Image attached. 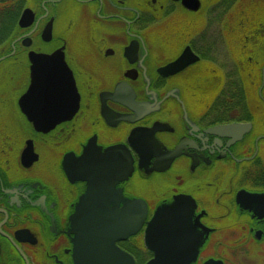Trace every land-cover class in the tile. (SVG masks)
I'll use <instances>...</instances> for the list:
<instances>
[{
  "label": "flooded vegetation",
  "instance_id": "af4514ba",
  "mask_svg": "<svg viewBox=\"0 0 264 264\" xmlns=\"http://www.w3.org/2000/svg\"><path fill=\"white\" fill-rule=\"evenodd\" d=\"M34 1L38 26L0 52V264H147L163 247L264 264V0ZM58 15L81 32L55 35ZM30 52L59 55L36 71ZM59 58L69 119L72 89L27 95Z\"/></svg>",
  "mask_w": 264,
  "mask_h": 264
},
{
  "label": "water",
  "instance_id": "95a60500",
  "mask_svg": "<svg viewBox=\"0 0 264 264\" xmlns=\"http://www.w3.org/2000/svg\"><path fill=\"white\" fill-rule=\"evenodd\" d=\"M195 1H196V5H197V0H195ZM39 21L40 20L36 21V13H35L34 9L31 7H27V8H25V10L23 11V13L20 17L19 26L22 29H28V28L32 27L33 25H35V27H37L39 24ZM52 31H53V19L45 26V28L43 30V35H42L43 38L45 40H49L52 36ZM22 44L26 47H30L32 44L31 39L30 38L24 39ZM58 53H55V55L51 57V56H47L44 54H37L35 52H30V57H31V59H33V61L36 64L35 70L39 71L41 69L40 62L57 59V58H55V56L59 55ZM191 54H193V53L191 52ZM59 59L61 60V68H60L61 70L60 69L58 70L56 76L53 79L51 78V81L48 78H43V79H37L36 78V80L34 82L35 84L28 91L27 95L30 93L36 92L37 89L40 87V85H39L40 83H42L41 85L45 84L46 86L50 87V90H49L50 93H59L61 91V88H63L62 92H64V90H65V92L67 94H69V93H71V89H72V92L74 94H76V98H74V99L72 98L73 104H75V105H73V107L70 110H68L69 113H66V119H69L70 117H72V113L74 114L76 111L75 109L77 107L78 98H77V92H76L75 85H74L73 76H72L70 70L68 69V66L66 65V62L64 61V59L63 58H59ZM196 59H198V57L195 56L194 60H196ZM189 61L190 60H188V58H187V53H184V55L182 57H180L178 60L174 61L173 63H170L169 65L164 67L162 70L163 71L170 70L171 72L177 71V70L181 69L183 66H185L187 63H189ZM65 68H67V76L65 74H63V72H62V70H64ZM60 71H61V73H60ZM59 77L63 79V80H61V82L58 81ZM66 77H67V80L64 79ZM56 78H58V79L55 80ZM42 91H43V89L41 86L40 92H42ZM27 95L24 97L25 100L27 99ZM63 115L64 114L61 113L59 119H63L65 117ZM175 154H176L175 152L170 153V155H171L170 157L174 156ZM160 215H161V213L158 212L156 217L154 218V220H157ZM113 246L115 248V252L123 253L122 251H120L118 249V247L115 244ZM152 248L156 249L155 247H152ZM163 248L161 250L157 251L155 257L152 260H150L147 264H187V262L189 260V258H187L188 254H189L188 251H186V256L184 259H178L175 256V252L178 251L175 247H173V248L169 247V249H167V250H165ZM124 256L129 261L128 264H134L135 263L132 255L124 253ZM205 264H223V263L218 262V261L216 262L213 259H211V260L207 261Z\"/></svg>",
  "mask_w": 264,
  "mask_h": 264
},
{
  "label": "trees",
  "instance_id": "16d2710c",
  "mask_svg": "<svg viewBox=\"0 0 264 264\" xmlns=\"http://www.w3.org/2000/svg\"><path fill=\"white\" fill-rule=\"evenodd\" d=\"M33 1L0 0V50H10L13 41L22 33L19 27L21 14Z\"/></svg>",
  "mask_w": 264,
  "mask_h": 264
},
{
  "label": "rangeland",
  "instance_id": "374dc122",
  "mask_svg": "<svg viewBox=\"0 0 264 264\" xmlns=\"http://www.w3.org/2000/svg\"><path fill=\"white\" fill-rule=\"evenodd\" d=\"M209 2V1H208ZM207 2V3H208ZM210 2H212L213 4H212V6H215V5H217V4H219V0H210ZM242 2V4L244 3V5L246 4L245 3V0H243V1H241ZM247 2V1H246ZM239 5H241L240 3L238 4V6ZM29 6L31 7V8H33L34 10H37L38 8H39V6H38V4H37V2L36 1H34L32 4H29ZM144 6L145 7H147L146 6V4L144 3ZM25 10V9H24ZM23 10V11H24ZM62 11H64V8H62V7H58L57 8V12L58 13H60V12H62ZM23 13V12H22ZM203 19L201 18V20H199L198 22H199V26H196V31L197 32H199V33H202L204 30V28H206L207 27V29H208V32L210 33V34H212V35H215V34H218V30H219V21H216V20H211V22H210V25H205V23H206V21L207 20H204L203 22ZM66 23H67V21L64 19V18H62V16L61 15H58V19H57V22H56V24H55V35H60L61 33H66V34H68L69 36H74V35H76V34H79L80 32H81V29L83 28V26H81V24H78V25H74L73 24V27L72 28H70V31H68V29H67V26H66ZM153 26V25H152ZM158 27V26H157ZM67 29V30H66ZM198 29V30H197ZM84 31V30H83ZM82 31V32H83ZM156 32H158V33H160V29H157L156 27H153L152 28V30H151V34H154V33H156ZM21 35V34H20ZM18 38V37H17ZM16 38V39H17ZM153 44L154 45H157V43L156 42H153ZM39 45H42V46H44L43 45V43L42 42H39ZM3 51H5L6 53L7 52H9V48H7V49H2ZM2 50H0V52L2 51ZM16 60V59H15ZM15 60H11V62H14ZM263 60H264V57H263ZM7 64H9L10 65V63H7ZM17 66H19L21 69H19L18 70V73H17V75L16 76H18V77H26L27 76V72L25 71L26 70V68H27V60H26V57L24 56V57H22V58H19V64L17 65Z\"/></svg>",
  "mask_w": 264,
  "mask_h": 264
}]
</instances>
